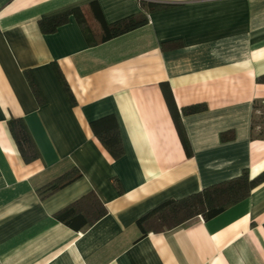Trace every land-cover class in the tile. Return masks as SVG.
I'll return each instance as SVG.
<instances>
[{"label": "crops", "instance_id": "0c3cea01", "mask_svg": "<svg viewBox=\"0 0 264 264\" xmlns=\"http://www.w3.org/2000/svg\"><path fill=\"white\" fill-rule=\"evenodd\" d=\"M93 1L107 23L138 14L141 1L163 8L100 42ZM76 8L97 44L75 14L41 31L40 20ZM262 101L264 0H0V264H264V183L209 220L145 236L136 223L167 199L264 171V138L255 137ZM195 104L203 109L186 114ZM110 114L123 145L118 159L90 127ZM11 118L25 121L39 158L23 160ZM73 167L79 179L39 195ZM90 193L85 216L106 211L92 225L77 231L55 219Z\"/></svg>", "mask_w": 264, "mask_h": 264}, {"label": "trees", "instance_id": "16d2710c", "mask_svg": "<svg viewBox=\"0 0 264 264\" xmlns=\"http://www.w3.org/2000/svg\"><path fill=\"white\" fill-rule=\"evenodd\" d=\"M140 5L141 11L138 14H132L113 23H107L103 18L98 3L95 1L91 2L89 5L90 9L101 27L100 42L107 41L138 27L144 26L148 23V14L150 12L163 8L162 4L153 2L141 1ZM74 14L77 16V20L81 24L87 37H89V42L91 44H97L98 42L96 40H93L91 36H88L89 28L86 25V21L79 8L44 18L39 21V27L44 33H52L61 24L67 22L70 15ZM26 76L35 96L38 98L39 102H43V95L41 94L33 75L27 72ZM61 83L63 84V88L70 102L74 104L73 95L71 94L68 85L63 80H61ZM166 99L174 116L175 125L178 129L183 146L186 152L190 154L191 148L171 95H167ZM255 107L256 110L264 109V104L259 103L255 105ZM202 109L203 106L201 104H195L186 107L184 111L186 114H193ZM255 126H260V132H258L255 137L264 138V111L260 110V114L255 120ZM90 127L94 136L99 140L101 145L107 150L113 159H118L123 155V145L119 125L113 114L91 121ZM8 128L15 139L19 152L25 162H30L39 158L40 153L37 145L22 118H11L8 121ZM227 138H229L228 132L221 134V139L224 140ZM81 176V172L76 167H73L44 187L40 188L38 191L39 195L44 197L47 194L54 193L76 181ZM261 183H264V171L252 178L250 177L248 170H243L237 177L210 185L183 198L167 199L141 216L136 223L142 236H145L149 232H167L173 230L197 216L209 220L219 215L227 208L246 199L251 194L252 190ZM92 198V193L81 197L67 207L56 212L54 215L55 219L74 230L79 231L85 229L96 222L106 212L104 208L97 206L96 212L93 216H85L83 208L90 200H92Z\"/></svg>", "mask_w": 264, "mask_h": 264}, {"label": "rangeland", "instance_id": "374dc122", "mask_svg": "<svg viewBox=\"0 0 264 264\" xmlns=\"http://www.w3.org/2000/svg\"><path fill=\"white\" fill-rule=\"evenodd\" d=\"M261 111H264V109H261ZM259 112H260V110H259ZM257 115H259V114H257Z\"/></svg>", "mask_w": 264, "mask_h": 264}, {"label": "built area", "instance_id": "2783aa9c", "mask_svg": "<svg viewBox=\"0 0 264 264\" xmlns=\"http://www.w3.org/2000/svg\"><path fill=\"white\" fill-rule=\"evenodd\" d=\"M262 104H264V101H262ZM260 114V112H258Z\"/></svg>", "mask_w": 264, "mask_h": 264}]
</instances>
